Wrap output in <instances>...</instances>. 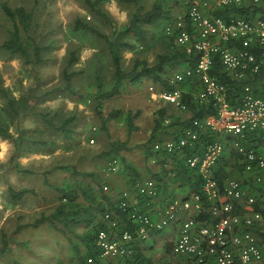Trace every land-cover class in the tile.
Instances as JSON below:
<instances>
[{
    "label": "built area",
    "instance_id": "built-area-1",
    "mask_svg": "<svg viewBox=\"0 0 264 264\" xmlns=\"http://www.w3.org/2000/svg\"><path fill=\"white\" fill-rule=\"evenodd\" d=\"M247 0H216L220 6L240 5ZM254 5H264V0H248ZM164 33L174 34L175 42L187 52L197 51L194 65L178 66L169 71L170 90L152 91V96L185 107L181 100V86H196V99L211 100L215 115L205 119L194 118L191 124L172 137L155 141L153 149L170 157L184 154L185 165L194 170L200 179L201 193L193 191L186 197L170 198L159 217L146 209L158 194L154 178L137 180L135 186L141 203L128 199L123 190L114 209L102 212L101 224L94 239L96 253L85 257L86 264L103 263V257H119L120 264H146L137 253L136 242L149 238L174 221L183 212L176 239L172 246L175 254L188 258L184 264H264V249L260 236L264 232V214L257 207L258 197L249 191L254 187L264 189V87L258 92L252 84L242 85L236 104L227 97L230 85L210 75L213 55L217 54L223 68L235 79L253 77L264 69V13L252 11L248 17L230 15L228 18L204 13L199 3H189L184 12L173 21H167ZM229 133L230 151L238 155L247 180L235 177L219 181L215 167L224 155V144L217 139L205 142L197 151L200 130L216 128ZM253 136L252 139L249 137ZM92 141V139H90ZM118 157L112 156L105 173L116 170ZM244 199L243 210L235 212L239 199ZM209 209V218L199 221L198 215Z\"/></svg>",
    "mask_w": 264,
    "mask_h": 264
},
{
    "label": "rangeland",
    "instance_id": "rangeland-1",
    "mask_svg": "<svg viewBox=\"0 0 264 264\" xmlns=\"http://www.w3.org/2000/svg\"><path fill=\"white\" fill-rule=\"evenodd\" d=\"M153 1H161L165 7H168L171 13L169 21H173L184 9L182 0H141L145 7H149ZM4 2L11 7L23 5L26 9L33 10L34 18L27 32L36 41L50 45L42 51L45 58L42 63L26 62L20 54L11 55L0 50V85L7 88L9 93L15 97L35 94L36 96L29 101L35 109L48 111L52 114L56 111L60 115L73 113L76 115V119L71 124L73 132L70 137L52 131V128L35 114L19 116L9 123V130L13 136L25 130L26 134L33 136L54 137L55 141H52L53 149H55L49 153H46L47 150H39L20 155L21 153H18L19 150L15 148L12 139L0 137V144L7 147L5 159L0 161V264L9 263L11 253H5L6 251L16 253V250L23 249L22 251L26 252V248L22 247L15 238L14 232V227L19 222L16 215L19 207H31L37 205L36 203H41L44 206L43 210L47 213L53 206L52 201L49 202L48 199H53L56 202L57 190L51 185L68 187L72 184L76 189H80V183H85L87 178L86 173H81L82 168L91 169L93 164H100L103 167V163L111 155L106 153L110 149L111 141L116 143L125 141L123 147L119 148V152L124 153L132 146L133 150L130 151L136 156L138 144L142 139L148 138L149 133L147 134L146 131H149L151 127L157 109L166 105V112L173 113L172 109L174 108L173 106L169 107V104L163 100H149L151 97L149 87L153 84L146 78L134 83H124L123 89L119 93L103 100L100 108L101 117L93 108L97 80L100 79L101 85H110L113 65L104 40L84 30H75L72 26L73 22L79 16L97 24L106 33L115 32L129 19V13L134 7L130 1L102 0L103 8L108 12L110 18H94L83 0H0V43L8 36V30L12 25V21L2 9ZM75 45L80 46L79 58L75 65L82 71L74 77V83L78 91L84 93L85 96L80 97L61 92L41 97L44 90L62 83L61 69L64 57L68 49ZM139 49L143 51L142 54L149 61H154L156 54L163 51V47L157 39L152 40L147 47L140 46ZM135 55L136 52L130 49L121 51V66H128ZM4 102L5 98L0 92V106ZM110 109H119L121 114L115 118L103 120ZM128 109L133 112L139 111L134 119L138 129H134L133 132L128 131L125 124L126 110ZM53 120L56 124L60 122L58 116H54ZM90 138L94 139L93 142L90 141ZM79 149H84V153L88 157L77 152ZM82 157L87 159L86 164L83 163ZM89 160L91 161L88 162ZM67 161H70L69 164H64ZM63 164L79 168L80 171L72 174L71 167L69 169L59 167L61 171H54L58 165ZM18 165L28 168L29 171H17ZM93 172L92 180L100 183L97 181L99 172ZM44 176H48V181L51 183L50 188L55 194L54 197L45 196L51 193L45 191L50 188L42 182ZM10 183L15 188L34 187L38 191V195L29 193L21 200L22 203L10 204L11 199L7 193V185ZM44 186L47 187L42 189ZM56 225L61 227L62 224L56 222ZM50 227L56 229L44 221L39 224V230L34 227H26L22 229L21 233L24 238H28L31 231L42 232ZM1 231L5 232L3 238ZM2 240H5V251L1 250ZM43 255L45 256V253Z\"/></svg>",
    "mask_w": 264,
    "mask_h": 264
},
{
    "label": "trees",
    "instance_id": "trees-1",
    "mask_svg": "<svg viewBox=\"0 0 264 264\" xmlns=\"http://www.w3.org/2000/svg\"><path fill=\"white\" fill-rule=\"evenodd\" d=\"M126 1H130L134 7L129 13V19L127 23L121 28L117 29L115 32L106 33L102 31L97 24H94L93 22L79 16L75 18L72 25L75 30H84L85 32H89L98 36L99 38L103 39L107 45V51L113 65L111 83L110 85L106 86L101 85L99 82L100 79L97 78L99 80H97L98 82L96 84V94L93 96V100L95 101L93 108L100 117V108L103 100L112 97L116 93H119L120 90L123 89L124 83H134L146 78L152 82L153 85H151V87L154 90H158L160 88L171 90L173 85L167 82V74L169 71L183 64L192 66L195 64L196 60L197 51L192 50L187 52L184 46L175 42L174 34L168 35L164 33V25L157 29V25L163 20H168L171 18V13L168 7H165L161 1H153L149 7H145L141 0ZM83 2L89 8L94 18H110L108 12L103 8L102 0H83ZM192 2L193 0L188 1L186 5L188 6V4ZM246 7L251 10L246 11ZM2 9L12 21V25L8 30V36L0 43V50L11 55L20 54L26 62H44L45 58L42 55V51L50 44H42L36 41L32 35L28 34L27 32L34 18L33 10H28L23 5L11 7L5 2L2 4ZM251 11L264 12V5H245V3L240 5H227L213 10L212 14H210L225 18H228L230 15L248 17L250 14L249 12ZM152 25L154 26L153 28ZM155 39L159 41V44L163 47V51L156 54V59L154 61H149L142 54L143 51L140 50L139 47H147L151 44L152 40ZM124 49H130L136 52V55L133 57L132 62L128 66H121V51ZM79 51V45H75L74 47H70L68 49L61 69L62 83L44 90V92L41 94V97L48 96L50 94L54 95L61 92H67L70 95H77L80 97L85 96L84 93L78 91V88L74 83V77L82 71L81 68H78L75 65L79 58ZM209 73L210 75L215 76L218 80L230 85L231 89L228 91L227 97L232 104H236L238 102L242 92L241 88L243 84L249 83L253 86L257 85L259 87L258 92H261V89L264 87V69L260 70L253 77L235 79L229 74L227 70L223 68V65L221 64L220 58L217 54L213 55V63L209 69ZM0 92L5 98L4 104L0 106V137L12 139L15 144V148L19 150L18 153L38 150H51L54 146L53 141H55L53 139L54 137L33 136L26 134L25 132L27 131L25 130L21 131L16 136H13L9 130V123L19 116H25L27 114L38 115L47 125H49V127L52 128V131L62 134V136L65 137L71 136L73 132L71 124L76 119L75 114L71 113L69 115H60V113L56 111L52 114L48 111L35 109L34 105L29 102L32 97L36 96L35 94H27L24 96L20 95L19 97H15L9 93L7 88L1 85ZM181 100L192 113L189 122L186 123V125L191 123L192 119L194 118L203 119L207 114H215L216 112L211 100L201 104H196L193 100H191V95L188 92H181ZM166 109V105L160 106L157 109L160 119L157 120L155 118L154 126L152 128L153 130L160 126V121L166 114ZM138 113L139 111L133 112L131 109L126 110L125 124L128 131L136 128L137 125L135 124L134 119ZM120 114L121 111L119 109H110L103 120L106 118H115ZM54 116H58L60 121L59 124H56V122L53 120ZM176 133H174L171 137H175ZM151 136L152 137H149L145 140L147 147L152 146L155 141L162 140L160 136ZM149 142H152L150 143L151 145H148ZM123 144V142L116 143L115 141H111L110 149H108L106 153L111 154L110 157H112V155L115 156L119 154V148ZM197 151H202V149L198 147ZM221 158H223V155ZM69 167V165H60V168L63 169ZM16 170L29 171V169L22 168L19 165ZM76 171L78 170L71 167V172L73 174H75ZM179 171H181L182 176H184L189 182L191 189L201 193L200 179L198 175L193 172L194 170L188 168L184 163L181 165ZM221 172L222 171H216V176L219 181H223L221 178ZM48 180L49 179L47 176L43 177V183L50 187L51 183ZM51 186L59 193V202L56 204L53 210L47 214L44 210H42L39 216H37V218H35L30 223L17 222L14 227V232H20V229L25 225L37 227L44 221L49 222L55 227H58L55 222H60L62 224L61 227H67L70 222H80L81 218L79 216L83 215V207L77 206L74 210H70V212H68L66 209L67 204L71 203L76 198V188L73 189L59 185ZM7 193L12 204L21 202L26 194L31 193L35 196L38 195V191L34 187L23 186L15 188L11 183L7 185ZM207 205L208 203H206V206ZM19 216L20 215L18 214L17 218H19ZM101 226L102 224L99 223V225L95 224L91 228L92 245L94 244L96 232ZM3 236H5V232L1 231V237L3 238ZM23 240L24 241L18 240L21 245L23 242V244H25V239ZM2 244L3 246L1 247V250L5 251V240H2ZM22 250L20 249L18 251L21 252ZM93 253H96V251L92 246L91 254ZM29 262L30 261L25 262L23 259L15 260V264H28Z\"/></svg>",
    "mask_w": 264,
    "mask_h": 264
},
{
    "label": "crops",
    "instance_id": "crops-1",
    "mask_svg": "<svg viewBox=\"0 0 264 264\" xmlns=\"http://www.w3.org/2000/svg\"><path fill=\"white\" fill-rule=\"evenodd\" d=\"M188 1L192 0H182L181 3L184 7L183 12L187 8ZM199 3L201 9L204 13L212 14V11L215 9H219L220 5L216 3V0H193ZM185 4V5H184ZM251 3L247 0L245 5H250ZM247 8V7H246ZM251 9H246V11ZM252 12V11H251ZM249 12V13H251ZM264 13V12H261ZM169 20V19H168ZM168 20H163L160 24L157 25L158 28L165 25ZM154 26L152 25V28ZM187 65V64H183ZM180 65V66H183ZM193 85V84H192ZM183 85L181 86L182 92H188L191 95V100H193L196 104H201L196 99V86ZM256 90L259 91V87L257 85L253 86ZM161 89V88H160ZM158 89V90H160ZM150 96L149 100H162L157 97L152 96V91L149 90ZM167 102L170 106L174 108L173 113H167L163 116L160 121V126L153 130L154 120L155 118L160 119L157 111L154 119L152 121L151 127L149 131H146L148 134V138L152 137L151 135L160 136L163 140H167L172 138L171 136L180 132L183 127L190 125H186L189 122V119L192 115L190 109L188 107H180L169 101L163 100ZM172 108V107H171ZM215 114H207L203 119L207 116H211ZM219 125L216 128L213 127H205L200 130V140L198 143L199 148H203L206 141L211 139L220 140L225 147V152L223 158L219 159L215 171H222L221 178L226 180L231 177H235L240 180H247L248 175L245 170L242 169L240 164V159L238 155L232 153L228 146L230 135L222 129H219ZM137 130L138 128H134ZM134 129L130 130L131 132L135 131ZM250 139L253 136L249 137ZM91 142H93V138ZM146 139H142L138 144L137 150L138 153L136 156L132 154L133 147L131 146L130 150L126 149L124 153H120L115 155L118 157L119 161L117 164V168L115 171L106 174V164L110 158L108 157L107 162L103 163V167L100 164L91 165V169L82 168L81 173H86L87 178L85 183H80V189H76V198L69 204H67L66 209L68 212L70 210H74L77 206L83 207V215H80V222H70L66 227H55L52 224H49L56 229L49 228L44 229L42 232L39 230V225L37 227L31 225H25L20 229L18 235L15 232V238L19 241H24L25 244L22 243L21 246L26 248V252H19L16 250L14 252L6 251L5 253H11V262L8 261V264H15V260L23 259L25 262L30 261L28 264H86L85 257L88 254L92 253V236H91V228L96 224L99 225L101 223L102 212L105 209H114L115 203L120 199V195L123 190L128 192V199L130 201H134L137 204L141 203V198L138 195L135 182L137 180H143L145 178H154L157 186H158V194L154 197L151 202L146 205V209L151 213L154 217H159L162 212L166 202L172 197H186L191 192L195 191L191 189V185L182 176L180 167L184 164V154H180L176 157H170L164 152H157L153 149V145L147 147V143H145ZM125 143V141H124ZM149 142L148 145H151ZM259 148L264 152V143L259 145ZM55 149V148H54ZM52 150H47L46 153H49ZM39 151V150H38ZM36 152V151H30ZM84 157H88L83 150H77ZM27 153V152H25ZM24 153H21L22 155ZM113 156V155H112ZM82 157L83 163H85V158ZM120 157V158H119ZM80 158V157H79ZM89 160L88 162H90ZM70 161H67L69 164ZM22 164V163H21ZM63 164V165H64ZM60 165L57 166V169L54 171H59ZM70 167H73L70 165ZM69 167V168H70ZM25 168V167H24ZM66 168V169H69ZM75 168V167H73ZM28 169V168H27ZM76 169V168H75ZM80 171V169H76ZM86 170V171H84ZM61 171V170H60ZM93 171H98V182L92 180L94 175ZM220 173V172H219ZM73 174V173H72ZM48 177V176H47ZM96 179V178H95ZM43 182V179H42ZM70 184V183H69ZM47 186H44L42 189H45ZM75 187L70 184L68 188ZM50 188V187H49ZM45 191L50 192V195H45L47 197L53 196V189H45ZM250 193L256 195L258 197L257 207L264 214V189H256L255 187L249 191ZM75 193V194H76ZM59 193L56 195V202L53 199H48L49 202L53 204L52 208L47 212L49 213L56 204L59 202ZM68 201V200H66ZM22 203V202H21ZM20 203V204H21ZM12 204V203H10ZM16 205L18 203H15ZM37 205H33L31 207H19L16 212V215L19 216L20 223H30L37 216H39L40 212L43 210L41 203H36ZM50 204V205H52ZM244 199H239L235 212L241 214L244 212L243 210ZM14 205V204H13ZM12 206V205H10ZM102 210V212H101ZM209 209L207 206L200 212L199 221H205L209 218ZM18 213V214H17ZM46 213V212H45ZM46 213V214H47ZM15 215V216H16ZM71 217V216H69ZM185 217V213L181 212L178 217L170 222L167 226L162 228L161 230H156L151 232L148 239L142 241L139 240L136 242L137 253L140 257H143L146 260V264H184L185 260L188 258L185 255L175 254L172 251L173 243L177 236V231L180 225L181 220ZM47 222V221H46ZM43 223V222H42ZM56 224V222H55ZM26 227H34L37 230L31 231V235L28 238H23V234L21 233L23 228ZM64 232H62V231ZM258 236L262 238V246L264 249V233L261 228L257 227L254 229ZM67 231V232H66ZM31 241V242H30ZM19 253H18V252ZM18 253V254H17ZM45 253V256L43 255ZM43 255V256H42ZM119 257L110 258L108 256L103 257L101 261L107 264H120Z\"/></svg>",
    "mask_w": 264,
    "mask_h": 264
},
{
    "label": "clouds",
    "instance_id": "clouds-1",
    "mask_svg": "<svg viewBox=\"0 0 264 264\" xmlns=\"http://www.w3.org/2000/svg\"><path fill=\"white\" fill-rule=\"evenodd\" d=\"M7 152V147L4 144H0V161L5 159V154Z\"/></svg>",
    "mask_w": 264,
    "mask_h": 264
}]
</instances>
